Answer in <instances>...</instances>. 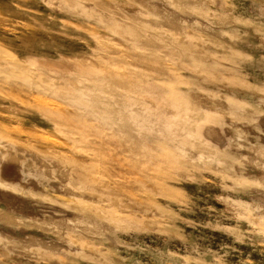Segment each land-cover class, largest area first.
<instances>
[{"label":"rangeland","instance_id":"374dc122","mask_svg":"<svg viewBox=\"0 0 264 264\" xmlns=\"http://www.w3.org/2000/svg\"><path fill=\"white\" fill-rule=\"evenodd\" d=\"M0 264H264V0H0Z\"/></svg>","mask_w":264,"mask_h":264}]
</instances>
